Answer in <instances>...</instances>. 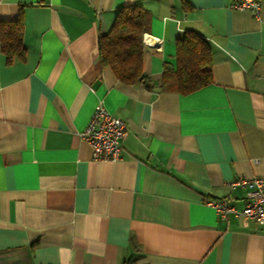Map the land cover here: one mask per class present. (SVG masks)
Returning <instances> with one entry per match:
<instances>
[{
    "label": "crops",
    "instance_id": "obj_1",
    "mask_svg": "<svg viewBox=\"0 0 264 264\" xmlns=\"http://www.w3.org/2000/svg\"><path fill=\"white\" fill-rule=\"evenodd\" d=\"M0 0L22 16L23 60L0 52V264H264V225L222 219L205 200L241 211L264 179V0ZM148 14L143 75L121 84L98 38L116 12ZM197 33L212 83L161 90L175 42ZM127 124L120 160L94 161L81 139L95 106Z\"/></svg>",
    "mask_w": 264,
    "mask_h": 264
},
{
    "label": "trees",
    "instance_id": "obj_2",
    "mask_svg": "<svg viewBox=\"0 0 264 264\" xmlns=\"http://www.w3.org/2000/svg\"><path fill=\"white\" fill-rule=\"evenodd\" d=\"M148 14L138 4L120 8L108 32L98 38L101 65L109 67L124 85L150 84L143 75V36L148 25ZM0 52L7 63L23 60L22 16L16 21H0ZM210 46L197 33L186 31L175 42V66H164L161 90L188 95L212 83Z\"/></svg>",
    "mask_w": 264,
    "mask_h": 264
},
{
    "label": "built area",
    "instance_id": "obj_3",
    "mask_svg": "<svg viewBox=\"0 0 264 264\" xmlns=\"http://www.w3.org/2000/svg\"><path fill=\"white\" fill-rule=\"evenodd\" d=\"M231 8L235 10L251 11L256 16L260 13L259 0H232ZM145 47L159 50L162 39L143 36ZM127 124L119 118L114 117L104 108L102 102L98 103L90 121L80 133L81 139L86 141L92 150L94 161L120 160L122 144L128 136ZM230 188H247L244 208L238 211L229 205L226 199L205 200L206 206L212 208L222 219L233 214L243 220H250L256 224L264 225V179L254 177L251 179L238 178L229 183Z\"/></svg>",
    "mask_w": 264,
    "mask_h": 264
}]
</instances>
